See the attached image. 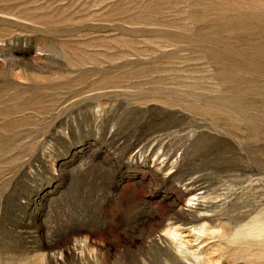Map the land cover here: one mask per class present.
Wrapping results in <instances>:
<instances>
[{
	"label": "rangeland",
	"instance_id": "obj_1",
	"mask_svg": "<svg viewBox=\"0 0 264 264\" xmlns=\"http://www.w3.org/2000/svg\"><path fill=\"white\" fill-rule=\"evenodd\" d=\"M0 264H264V0H0Z\"/></svg>",
	"mask_w": 264,
	"mask_h": 264
},
{
	"label": "bare ground",
	"instance_id": "obj_2",
	"mask_svg": "<svg viewBox=\"0 0 264 264\" xmlns=\"http://www.w3.org/2000/svg\"><path fill=\"white\" fill-rule=\"evenodd\" d=\"M172 233H174V232H172ZM178 235V234H177ZM180 237V236H179ZM185 242V241H184ZM181 247V246H180ZM193 256V255H192Z\"/></svg>",
	"mask_w": 264,
	"mask_h": 264
}]
</instances>
